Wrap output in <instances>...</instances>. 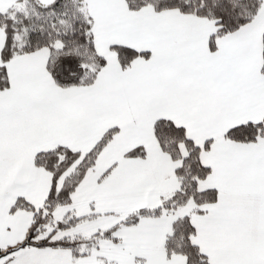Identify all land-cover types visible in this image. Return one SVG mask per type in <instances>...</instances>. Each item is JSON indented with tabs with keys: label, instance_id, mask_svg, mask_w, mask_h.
I'll return each mask as SVG.
<instances>
[{
	"label": "snow or ice",
	"instance_id": "6c2138e0",
	"mask_svg": "<svg viewBox=\"0 0 264 264\" xmlns=\"http://www.w3.org/2000/svg\"><path fill=\"white\" fill-rule=\"evenodd\" d=\"M0 264H264V0H0Z\"/></svg>",
	"mask_w": 264,
	"mask_h": 264
}]
</instances>
